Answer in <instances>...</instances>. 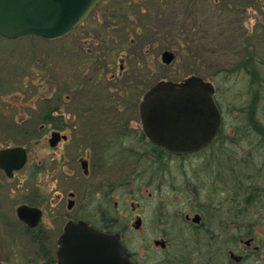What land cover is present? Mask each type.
I'll use <instances>...</instances> for the list:
<instances>
[{"label":"flooded vegetation","instance_id":"obj_1","mask_svg":"<svg viewBox=\"0 0 264 264\" xmlns=\"http://www.w3.org/2000/svg\"><path fill=\"white\" fill-rule=\"evenodd\" d=\"M151 1L169 14L191 5L189 0ZM211 2L218 32L226 28L231 32L228 39L244 41L233 44L235 64L221 69L245 73L251 108L256 98L264 100L253 93V89L264 92V0ZM134 4L144 11L140 1H106L110 13L105 39H119V25L136 22ZM113 25L116 32L111 34ZM89 35L73 41L82 42L85 58L92 56V43H100ZM239 48L244 51L243 66L235 59ZM69 61L73 67L67 73L54 70L51 81L43 70L37 72L28 90L25 81L11 89L0 81V152L18 148L25 157L16 168V158L10 161L0 154V264H61L60 238L70 222L117 234L136 264H264V147L228 145L234 129H229L220 99L222 86L212 80L221 113L217 133L197 150L172 154L152 143L143 130L139 103L147 88L137 112L125 115L135 103L124 97L120 86L125 85L128 67L119 60V50L109 73L98 68L95 76L87 77V84L76 77L74 55ZM85 85L87 96H78ZM156 154L182 160L175 166L185 191L180 204L157 209V196L147 187L146 194L141 187L136 192L127 188L134 181L151 180L155 164L165 168L170 163L157 160ZM239 156L243 160H237ZM253 161L263 169L254 178ZM108 169L115 170L110 179ZM65 182L69 185L64 187ZM22 206L37 209V218L34 213L20 217ZM139 235L145 236L142 245ZM72 260L91 264L92 258Z\"/></svg>","mask_w":264,"mask_h":264},{"label":"rangeland","instance_id":"obj_2","mask_svg":"<svg viewBox=\"0 0 264 264\" xmlns=\"http://www.w3.org/2000/svg\"><path fill=\"white\" fill-rule=\"evenodd\" d=\"M106 1L108 0H102V2L97 4L95 9L82 24L83 26H81L77 32L61 38L46 40L35 36H29L7 39L0 36V81L3 82L6 89L15 88L18 85L24 86L23 81H25V86L28 90L31 88L30 85H32V77L41 70H43L45 76L48 74L49 78L53 75L54 70L67 73L69 69L73 67L69 61L70 57L73 55L75 57L73 65H75L76 77L80 78L81 81L79 82L87 84L89 83V81L86 80L87 77L95 76L98 68H103L109 73L111 70L110 66L115 65L118 60L119 50V60L122 59L123 63L128 67L127 75L125 74L123 78L125 85L120 84V86L124 89V97L132 99V102L135 103L131 110H127L128 114L132 115L135 111L137 112V103L141 99L145 89L151 84L161 79L179 80L192 74L193 66L190 62L193 61V59L187 56V51L180 45L184 42L183 40H179L182 39L179 34L183 29L194 34V36H189L192 37L191 40L193 41H195L198 36H202L201 39H198L201 51L206 50L205 40L215 38V33H219L216 20L213 18L211 0H189L191 5L183 6L180 9H171L169 10L170 14L169 12H165L163 10L164 8L155 5L156 3L154 1L136 0L140 1V6L143 5L144 8V11H141L136 4L131 8V11H133V19L136 22L119 25V39H105V30L109 23L107 14L110 13V10L106 9ZM110 1L116 3L117 0ZM129 4L131 6V2H129ZM125 22L127 21L125 20ZM166 24H171L173 28L165 26ZM112 27L110 33L114 34L116 30L114 29V25ZM86 34H90L89 36L93 39L98 38L100 43L94 44V42H91L94 46L92 49V56L85 58L87 53L83 50L84 45L82 42L74 44L73 41H78L80 35ZM182 36L184 37L185 35ZM232 39L235 41V44L241 43L243 45L244 43V41H239L237 38ZM71 44L73 45V49L70 48ZM225 47L227 48V46ZM103 48H106L104 53L101 52ZM166 48L171 49L176 54L171 64H165L160 61V53ZM242 48L244 49L243 46ZM215 49L216 46L212 50L215 51ZM238 50L240 51V48ZM214 51V54L212 53L213 62L205 63L204 70L207 71V74L204 73L205 78L214 80L219 83L220 87L222 86V88H220V99L224 112L227 114V122L229 125L231 124L229 129H234L233 133H230L231 139L228 145L244 146L247 143L260 146L264 145V134H258L253 131L248 121L249 117L246 115L250 112L249 95L246 88L248 86L247 78L236 76H231L230 78L229 76L230 80H228V76L220 77L218 74L211 76L212 72H215V69H221L223 65L225 66L224 68H229L233 65V61L226 60L224 62L222 56L220 57L216 54V51ZM243 54L244 51L241 50L238 56H243ZM230 56L233 57L234 55L231 54ZM78 65L79 67L77 68ZM225 70L226 69H224V71ZM49 80L51 81L52 79L50 78ZM106 85L109 90L110 82H107ZM227 85H229V88H227ZM44 89V93H46L47 89ZM88 89L89 87L87 85L79 88L80 92L78 96H87ZM254 92H256L258 96L261 95L264 97V92L260 93V90L253 89V93ZM106 96L108 95L106 94ZM252 106L257 109L259 114H264V100L256 102L255 105L253 102ZM133 126H135V124H133ZM247 127H249V129ZM226 134L227 132L225 136ZM224 143L226 144V141ZM256 150L259 151V149ZM236 154L242 156V154L245 153H239V151H237ZM156 159L162 160V162L170 161V163L172 162L173 164L168 163L165 168L155 164V172L151 180L145 178L143 180L134 181L131 185H128L127 188H132V192H136L140 190L141 187L142 192L146 194L144 188L147 187L148 191L154 192L157 196L155 203L157 209L165 208L167 203L180 204L183 200L182 195L185 194V191L184 185L181 184V178L178 173L179 170L175 168V166H178L176 161L179 162L182 160H170L164 157L158 158L157 154ZM236 159L243 160L240 156ZM250 164H253L251 168L253 178L256 176L258 177L263 169H260L259 163L257 162L253 161ZM119 169H121V167H119ZM125 169L127 170V168H122L123 171H126ZM107 172L106 176L109 179L114 177V169H108ZM151 173L152 171H150L147 176ZM65 184L64 187L69 185L68 182H65ZM109 208H111V205ZM111 214V211L107 210L108 217H110ZM92 217L96 219L94 215ZM142 237L145 236L139 235L138 237L140 245L143 244L141 240ZM149 237L150 235L146 236L147 239Z\"/></svg>","mask_w":264,"mask_h":264},{"label":"water","instance_id":"obj_3","mask_svg":"<svg viewBox=\"0 0 264 264\" xmlns=\"http://www.w3.org/2000/svg\"><path fill=\"white\" fill-rule=\"evenodd\" d=\"M98 0H0V36H39L53 39L71 32L92 11ZM161 62L170 64L174 53L166 49ZM210 80L189 75L180 81L158 80L144 93L139 114L146 136L170 153L192 152L207 144L218 131L221 113ZM18 148L0 154L15 158L16 168L25 160ZM21 154V155H20ZM8 169V168H7ZM29 212V213H27ZM38 216V210L22 206L20 217ZM27 214V215H26ZM61 264L72 258H105L103 264H136L117 234L100 232L86 223H68L60 238Z\"/></svg>","mask_w":264,"mask_h":264},{"label":"trees","instance_id":"obj_4","mask_svg":"<svg viewBox=\"0 0 264 264\" xmlns=\"http://www.w3.org/2000/svg\"><path fill=\"white\" fill-rule=\"evenodd\" d=\"M165 26H169L170 28H173V26H171V24H166ZM229 32L230 31L225 28L222 30V33H215L216 34L215 38H209V39L205 40L206 50H204V51L200 50V45H199V41H198V39L202 38L201 35L198 36L197 39H195V41H193V40H191L192 37H189V36H194V34L189 33L188 31H186V29H183V31L180 32L179 36L182 37V39H179V40L184 41L180 45L183 46V49L187 51V53H186L187 56H189L190 58L193 59V61L190 62V64L193 66L192 67V70H193L192 73L198 74V75L202 76L203 78H205V73L207 71L204 70V65L207 62H213L212 53L214 50H212V49H214L215 46H216V49H215L216 54H218L220 57L222 56V60H224V62L226 60H229V61L231 60L232 56H230V55L232 54L231 50H232L234 41H233V39H228L229 35H230ZM182 35H185V36L183 37ZM202 40H204V39H202ZM225 46H227L228 50ZM220 50L222 52L219 54ZM235 59L241 66H243V64H244L243 61H244L245 57L240 56V57H237ZM233 64H235V63H233ZM221 68H222V66H221ZM223 71H224L223 69H219V68L217 70L215 69V72H212L211 76H214L216 74H218L220 77L228 76V80H230L231 76L244 77V75H245V73L243 71H228V70L227 71L225 70L224 72ZM229 76H230V78H229Z\"/></svg>","mask_w":264,"mask_h":264},{"label":"bare ground","instance_id":"obj_5","mask_svg":"<svg viewBox=\"0 0 264 264\" xmlns=\"http://www.w3.org/2000/svg\"><path fill=\"white\" fill-rule=\"evenodd\" d=\"M257 75H258V73H255V72H253V74H252L253 78H256V79L258 78ZM260 100H261L260 97L256 98V100L254 101V105L256 102H260ZM259 106H260V104H259ZM249 110H250V112H249V115H250L249 124H250L251 128L253 129L254 132H256L258 134H260V133L264 134V114H261V113L259 114L257 109L253 106L251 108H249ZM263 110H264V108H263ZM124 113H125V115L128 114V112H124ZM140 120H141V118H140ZM141 124H142V121H141ZM261 146L264 147V145H261Z\"/></svg>","mask_w":264,"mask_h":264}]
</instances>
